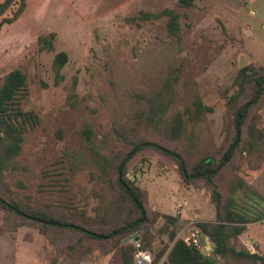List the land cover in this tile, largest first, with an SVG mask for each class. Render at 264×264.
<instances>
[{
  "label": "rangeland",
  "instance_id": "1",
  "mask_svg": "<svg viewBox=\"0 0 264 264\" xmlns=\"http://www.w3.org/2000/svg\"><path fill=\"white\" fill-rule=\"evenodd\" d=\"M177 2L27 0L19 18L3 26L0 80L12 70H22L27 75L28 95L21 100V107L37 113L41 119L39 126L24 136L20 159L29 163L30 171L20 176L25 189L12 186L15 193L28 195L33 203L55 210L75 213L79 209L95 214L98 202L93 191L98 187L91 175L97 171L90 152L81 146L78 130L89 122L102 140L113 117L128 119V109L118 98L132 90L154 89L164 80L171 47L166 19L140 25L127 20L141 11L176 8ZM15 9L17 6L5 17H13ZM177 11L185 47L175 60L184 70L177 106L181 109L189 106L196 94L201 95L205 105L213 108L207 115L204 138L218 148L225 140L226 102L235 92V79L243 69L239 66L240 59L247 66L264 67V0H196L192 8ZM50 33L56 34L54 50H40L39 38ZM60 51L68 54L69 62L63 70L64 81L56 84L52 62ZM107 52L117 60L113 88L107 84L104 72ZM74 76L79 78L78 110L71 109L66 99V87ZM258 126L264 130V108ZM162 142L172 148L184 146ZM236 163L233 171L247 183L239 193L243 204L240 207L255 203L254 212H264V163L257 170H250L244 161ZM129 175L148 193L152 211L178 218V236L196 217L198 224L215 220L209 188L204 183L198 187L185 183L177 163L162 153L153 149L142 151L129 164ZM180 205H183L181 215L177 214ZM8 223V217L0 210V227ZM162 223L160 220L155 226L159 228ZM260 223L252 226L250 236L244 235L240 240L250 251L264 255V223ZM58 237L55 244L34 227L6 233L0 236V264H110L112 254L99 250L82 260H71L59 249L75 237L68 234ZM134 238L135 235L129 241ZM252 238L260 243L255 241L257 249ZM202 240L207 246L204 236ZM164 243L166 237L157 236L152 253L149 252L151 264H155L156 254ZM165 259L166 256L162 261Z\"/></svg>",
  "mask_w": 264,
  "mask_h": 264
},
{
  "label": "trees",
  "instance_id": "2",
  "mask_svg": "<svg viewBox=\"0 0 264 264\" xmlns=\"http://www.w3.org/2000/svg\"><path fill=\"white\" fill-rule=\"evenodd\" d=\"M195 1L178 0L176 8L141 11L127 20L140 25L166 19L171 40L169 69L154 89L140 88L118 98L128 109V119L113 117L110 130L103 134L102 140L89 122L78 130L81 146L90 152L97 171L91 175L98 187L93 191L98 202L94 215L79 209L75 213L55 210L13 191L12 186L26 188L20 178L30 171L29 163L20 159L24 136L38 127L41 119L37 113L21 107V100L28 95L27 75L22 70H12L0 80V210L9 219L7 225L0 227V236L21 227H34L56 244L59 235L68 234L75 238L60 247L62 255L82 260L99 250L112 254L110 264H134L138 251L151 252L157 236L166 237L167 243L156 254L155 264H217L177 238L178 218L152 211L148 193L129 175L131 161L142 151L153 149L177 163L185 183L197 187L204 183L209 188L215 220L198 226L208 236L223 264H264V255L250 251L240 240L248 224L264 220V212L255 213L252 200L253 204L240 207L239 193L247 183L233 171L239 161L246 162L250 170H257L264 163V130L258 126L264 108V67L249 65L238 72L236 90L226 102L225 140L221 147H215L210 139L204 138V125L213 108L205 105L201 95L196 94L189 106L182 109L177 106L184 70L175 60L185 49L177 8H192ZM15 6L13 17H5ZM26 6L27 0L0 3V33L5 24L19 18ZM55 39V33L41 36L40 50L53 51ZM107 57L104 72L107 84L113 88L117 60L110 52ZM68 62L66 52L55 54L52 71L56 84L64 81L63 70ZM78 83V76H74L66 87L67 103L73 110L79 108ZM162 141L184 146L182 149L167 147ZM160 220L163 223L157 228L155 225ZM134 235L140 239V247L135 241H129Z\"/></svg>",
  "mask_w": 264,
  "mask_h": 264
},
{
  "label": "built area",
  "instance_id": "3",
  "mask_svg": "<svg viewBox=\"0 0 264 264\" xmlns=\"http://www.w3.org/2000/svg\"><path fill=\"white\" fill-rule=\"evenodd\" d=\"M183 209V205H180L177 209V214L181 215V211ZM198 219H193L187 226L183 228L178 238L182 239L188 246H192L204 252L207 246H211L213 249V245L211 242L207 244H203V233L198 226ZM137 247H140L139 243H136ZM152 256L149 252L138 251L136 254V262L134 264H151Z\"/></svg>",
  "mask_w": 264,
  "mask_h": 264
},
{
  "label": "water",
  "instance_id": "4",
  "mask_svg": "<svg viewBox=\"0 0 264 264\" xmlns=\"http://www.w3.org/2000/svg\"><path fill=\"white\" fill-rule=\"evenodd\" d=\"M239 66H240V68L246 67L247 66V62L243 58H241L240 61H239ZM1 133L2 132L0 130V135H1ZM204 237L207 240V244H209L210 241L208 240L209 239L208 236L204 235ZM134 241L136 243H139L140 242V239L138 238L137 235L135 236ZM203 256L206 257L209 260L215 261L217 264H223V262L216 255V253L214 252V250L212 249L211 246H207L206 250L203 252Z\"/></svg>",
  "mask_w": 264,
  "mask_h": 264
},
{
  "label": "crops",
  "instance_id": "5",
  "mask_svg": "<svg viewBox=\"0 0 264 264\" xmlns=\"http://www.w3.org/2000/svg\"><path fill=\"white\" fill-rule=\"evenodd\" d=\"M1 3H2V2H1ZM214 217H215V215H214ZM195 219H198V217H196ZM259 222H261L260 224H262V223H264V220H263V221H259ZM257 223H258V222L254 223V224L251 223V225L248 224V225H247V231H246L243 235H241V237L244 236V235H247V236H248L249 234H251L250 232H252V229H253L252 226L257 225ZM252 224H253V225H252ZM249 236H250V235H249ZM255 236H256V240H257V235H255ZM241 237H240V238H241ZM253 240H254V243H255L254 249H257V247H258V244H257V243H259V241L257 242L254 238H252L251 241L253 242ZM255 241H256L257 243H256ZM243 244H244V243H243ZM259 244H260V243H259ZM244 245H245V244H244ZM245 246H246V245H245Z\"/></svg>",
  "mask_w": 264,
  "mask_h": 264
}]
</instances>
